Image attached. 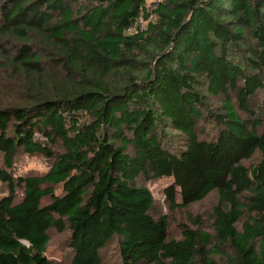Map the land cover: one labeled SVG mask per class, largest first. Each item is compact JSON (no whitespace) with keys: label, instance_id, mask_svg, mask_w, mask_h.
<instances>
[{"label":"trees","instance_id":"trees-1","mask_svg":"<svg viewBox=\"0 0 264 264\" xmlns=\"http://www.w3.org/2000/svg\"><path fill=\"white\" fill-rule=\"evenodd\" d=\"M149 1L0 0V264H264V0Z\"/></svg>","mask_w":264,"mask_h":264},{"label":"rangeland","instance_id":"rangeland-1","mask_svg":"<svg viewBox=\"0 0 264 264\" xmlns=\"http://www.w3.org/2000/svg\"><path fill=\"white\" fill-rule=\"evenodd\" d=\"M149 4L153 3V1H149ZM142 26H145V23H142ZM27 169H45L44 166H42L41 164H39L38 162H30L28 165ZM172 180H168V179H164L161 180L159 183L151 185L150 186V190L153 192L154 196L158 199L162 198L161 195V190L166 188L167 186H169L171 184ZM217 200V196L216 195H212L209 197L208 200H206L205 202H203L202 204L198 205L197 209L203 211L205 214H207L211 207L214 205L215 201Z\"/></svg>","mask_w":264,"mask_h":264},{"label":"built area","instance_id":"built-area-1","mask_svg":"<svg viewBox=\"0 0 264 264\" xmlns=\"http://www.w3.org/2000/svg\"><path fill=\"white\" fill-rule=\"evenodd\" d=\"M153 1H156V2H159V1H161V0H153ZM142 23H145L143 20H141L140 22H139V24H141L142 25ZM143 28H144V26H142ZM136 29L135 28H131V29H129V33H134V32H136L135 31Z\"/></svg>","mask_w":264,"mask_h":264}]
</instances>
